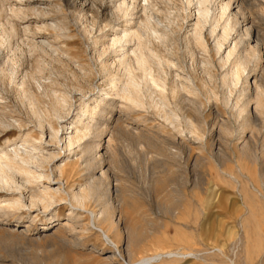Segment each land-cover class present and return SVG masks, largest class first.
Wrapping results in <instances>:
<instances>
[{
  "label": "rangeland",
  "instance_id": "rangeland-1",
  "mask_svg": "<svg viewBox=\"0 0 264 264\" xmlns=\"http://www.w3.org/2000/svg\"><path fill=\"white\" fill-rule=\"evenodd\" d=\"M119 1L1 3L0 149L23 139L44 144L55 162L67 164L63 188L68 181V190L84 193L96 179L103 193L86 197L87 211L72 217L68 202L49 210L0 209V264H264V93L258 96L264 92V0H238L243 11L232 35H241L243 52L254 53L233 88L222 83L227 67L208 32L206 50L187 43L192 22L184 1L159 4L162 15L155 17L170 40L156 48L177 62L162 73L167 88L176 82L181 93L174 98L167 90L166 107L159 93H147L145 107L128 110L112 88L123 72L108 48L110 35L126 27ZM13 8L25 11L24 20L11 17ZM12 25L18 35L7 39ZM243 88L247 96H240ZM255 97L263 103L259 110ZM171 113L172 123L166 118ZM58 130L59 138L82 137L73 153L54 138ZM44 165L51 173L52 164ZM9 192L0 190V201ZM106 201L120 256L88 227V212L100 214ZM109 223L97 225L109 229Z\"/></svg>",
  "mask_w": 264,
  "mask_h": 264
},
{
  "label": "bare ground",
  "instance_id": "bare-ground-1",
  "mask_svg": "<svg viewBox=\"0 0 264 264\" xmlns=\"http://www.w3.org/2000/svg\"><path fill=\"white\" fill-rule=\"evenodd\" d=\"M18 1H23V0H18ZM169 1L172 0H122L119 1V5L116 8L117 12L122 17H124L123 19H126L125 21L126 27H124L123 30L113 33L109 37L110 41L108 48L113 49L114 52L116 53L115 55L116 58L114 57L115 58L114 65L116 64L119 67L118 69H121L123 72L121 73V76L123 77L119 79H116V77H114L115 80L113 81L112 88L115 90L113 91L116 92L115 94L117 95L116 99L119 98V100H122V102L123 100L125 101V105H126L125 108L127 110L133 108L142 109L143 107H145V105L147 104L146 101L147 99H145L148 95L147 93H152V92L159 93L164 104L167 97L165 94L167 90H170V93L174 98L175 96L179 95L178 92L181 90L180 87L176 85V82H173V84L169 88H167L168 80H167V76L163 75V73H165L163 69L164 67L168 68L169 70H171L172 68L174 69L177 67L176 64L177 62L175 63L170 57L160 54V52L156 48L160 46H166L167 42L170 40V34L167 33V31L164 29L163 24L161 26L162 22H158L159 19L156 20L155 17V15H158L160 17L162 15L161 14L162 11H160V7H158V5L159 4L161 5L162 3H166ZM179 1H184L183 3L186 9H188V17L191 19L192 22V24L189 26L190 31L186 37L187 43L195 44L200 48H202L203 50H206L207 48L204 41V34L205 32H208V34L212 36L214 39L213 50H215V52L220 55L219 61L222 68L224 69L225 67H227L226 70L224 69V73L222 75V83L225 84L224 86L227 85L228 87L231 88L236 87V85L240 83L243 73H245V71H248L247 67L253 57L252 54L254 53V51H252L253 53L251 52L252 54L250 52L249 53L243 52L242 50L243 48L241 47L243 43V40L240 38L241 35L238 38L237 37L235 38L232 35L234 32L237 31L236 26H237L238 15L240 16L241 11H243L242 4H240L238 0H219L217 4L215 3L216 0H179ZM2 2L3 0H0V13L3 12L2 4H1ZM24 12L22 10H17L13 8L11 9V17H13L14 19L16 18V20L18 19L22 21L25 14ZM17 30L18 29H16V26L12 25L10 30L6 32V38L8 39L18 35ZM251 32L252 30L249 31V34ZM255 33L256 32L254 31V34ZM255 36H256L255 40H258L256 34ZM32 44L34 48L40 47L39 46L40 44H38L37 42H33ZM226 44L227 47L225 46ZM248 44L249 46H251L250 45L251 42ZM104 65L102 64L101 66L103 67ZM154 68H157L156 71L154 70ZM118 74H120V70ZM176 76L179 77V75L177 74ZM245 88L242 89L240 96L242 95L247 96ZM263 93L264 92L259 91L258 96L262 97ZM243 98L242 97L239 98V101L241 100V102H244L245 100ZM257 99L258 101L256 100V104H257L256 110H259L260 108L263 107L262 105L263 103L261 102L260 98ZM249 102L247 103L248 106H249ZM65 103H66V99L61 98L59 104L63 106ZM247 104L245 103L244 105L243 103V106L241 105L242 107L240 106L238 107L239 110L238 114L242 116V114L246 112ZM96 109L97 108L95 107L93 108L92 111L94 112ZM166 118L170 123H172L175 120V115L174 113L168 115L166 114ZM38 120L40 121V118ZM244 125L248 126L247 118L245 119ZM190 127L194 132H196V126L195 125L193 126V123L190 124ZM91 129L92 128L89 125L83 131L88 132ZM66 130H68V128ZM74 135L76 136L67 137L62 135L64 136V138H59V130L56 132L54 131V138L56 140L63 139L64 142L63 149L65 153L67 152L70 154L73 153L72 148L74 147V145L77 146L75 142L76 141L80 142V139L82 138V137L79 138L80 136L78 134H74ZM5 145L6 146L4 148L0 149V190H4V191L7 190V192L10 191L12 195L9 194V196L7 195L8 198L0 201V205H1L0 209L5 207V208H11V210L12 209L15 210V209H20L22 207L23 208L29 207L30 211L34 210L35 208H42L44 210H49L60 203L68 202L71 207L70 211H73L71 212L70 215V217H72L75 211H78L79 209L86 210L85 208L86 205L84 204L86 203L85 200L89 198L88 196L91 195L99 196L103 193L102 192L103 188L101 187L102 185L97 183L96 179L94 182L91 181L92 179L90 180L92 183H89L90 184L89 189L87 191H84V193L83 192L80 193L79 190H78L79 193L74 191L72 192V190H68L69 188H71L69 187L68 181L65 182L64 185L65 188H63L62 183L64 182V178L66 176L65 174H67L66 173L67 164L60 165L58 161L55 162V160L57 159V155H53V153H50L49 152L50 150L46 149L44 147V144H35V143L27 144L25 139H23V143L21 142L20 144H5ZM47 146H51V145L48 144ZM44 151L46 153H43ZM82 151L88 154H92L93 152L89 146H84ZM41 153L47 155L45 156L42 155ZM36 155L42 156L43 158L37 157ZM45 162L49 163L50 165L52 164L53 169L51 170V173L44 171ZM93 164H94V158H90L89 161V165H91L90 167H92ZM19 180H21V182ZM52 182H54V184H51ZM54 186L57 187L54 188ZM25 196L28 197V198L26 197L27 198L26 200H28V202L24 200ZM23 200L25 201V203ZM108 202L109 201L105 202L106 206L100 211V214L93 211L88 212L90 213V223L88 227L97 230L102 235L104 240L109 245H111V247L114 248L116 254H119L120 256V250H119L120 246L110 235L111 233L115 232L117 228L116 226H114L113 219L110 215V204ZM107 221H110L109 223L110 227L108 226L109 229L97 225V223H101V222L107 223ZM15 222L17 223H14L13 226L19 227L20 222L18 220ZM138 263L139 262L137 261L131 262V264H138Z\"/></svg>",
  "mask_w": 264,
  "mask_h": 264
}]
</instances>
